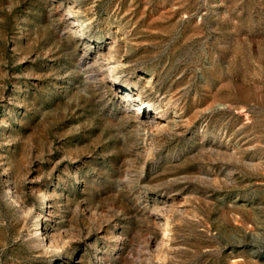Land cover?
<instances>
[{
    "label": "rangeland",
    "instance_id": "1",
    "mask_svg": "<svg viewBox=\"0 0 264 264\" xmlns=\"http://www.w3.org/2000/svg\"><path fill=\"white\" fill-rule=\"evenodd\" d=\"M0 264H264V0H0Z\"/></svg>",
    "mask_w": 264,
    "mask_h": 264
},
{
    "label": "bare ground",
    "instance_id": "2",
    "mask_svg": "<svg viewBox=\"0 0 264 264\" xmlns=\"http://www.w3.org/2000/svg\"><path fill=\"white\" fill-rule=\"evenodd\" d=\"M138 92V91H137ZM134 93L133 95H135V97L133 98V105L134 102L138 104V94L139 93ZM135 108H137L138 110L136 111L137 113L141 112V105L139 104L138 106H136ZM162 112L161 110L159 109H156L155 110V113L153 114H150V115H146L148 116V122L150 121L156 128H162L166 125V123L163 121V119L161 118V113ZM164 237L166 236V232H164Z\"/></svg>",
    "mask_w": 264,
    "mask_h": 264
}]
</instances>
